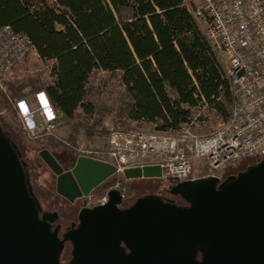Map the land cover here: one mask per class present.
Returning <instances> with one entry per match:
<instances>
[{
	"label": "water",
	"instance_id": "1",
	"mask_svg": "<svg viewBox=\"0 0 264 264\" xmlns=\"http://www.w3.org/2000/svg\"><path fill=\"white\" fill-rule=\"evenodd\" d=\"M39 156L57 176L56 193L69 201L117 173L111 164L85 157L63 173L48 151ZM122 175L160 180L161 169L128 168ZM169 193L186 206L149 196L120 211L122 198L110 191L107 204L81 211L78 228L59 241L47 224L57 215L39 218L19 152L0 133V264H60L66 241L73 247L68 264H264V160L225 179L175 183Z\"/></svg>",
	"mask_w": 264,
	"mask_h": 264
},
{
	"label": "trees",
	"instance_id": "2",
	"mask_svg": "<svg viewBox=\"0 0 264 264\" xmlns=\"http://www.w3.org/2000/svg\"><path fill=\"white\" fill-rule=\"evenodd\" d=\"M3 25L52 63L51 82L8 84L12 96L43 89L67 120L78 109L94 112L86 101L94 71L120 73L129 97L120 113L131 122L176 130L202 99L222 121L228 116V82L184 0H0Z\"/></svg>",
	"mask_w": 264,
	"mask_h": 264
},
{
	"label": "built area",
	"instance_id": "3",
	"mask_svg": "<svg viewBox=\"0 0 264 264\" xmlns=\"http://www.w3.org/2000/svg\"><path fill=\"white\" fill-rule=\"evenodd\" d=\"M184 5L222 59V74L230 89L226 120L207 136L192 133L196 124L191 119L176 130L110 132L104 149L82 157L111 164L119 173L158 166L161 179L175 183L192 180L198 165L204 166L199 178L221 179L227 165L264 160V0H184ZM31 52L35 50L25 33L15 32L10 25L0 27L1 92ZM200 107L208 109L203 99ZM13 108L31 139L53 136L59 126L58 113L44 91L14 100Z\"/></svg>",
	"mask_w": 264,
	"mask_h": 264
},
{
	"label": "rangeland",
	"instance_id": "4",
	"mask_svg": "<svg viewBox=\"0 0 264 264\" xmlns=\"http://www.w3.org/2000/svg\"><path fill=\"white\" fill-rule=\"evenodd\" d=\"M196 24L203 34L201 24L199 22H196ZM217 56L220 55L217 54ZM218 60L222 64L220 57H218ZM51 65V62L42 61L36 52H31L24 62L13 70L5 84V93L0 91V126L11 134L18 146L22 159L28 166L31 182L33 183L32 186L40 201L45 207L56 209L61 213L64 211L66 203L56 193L54 176L40 158L39 153L41 151H48L51 156L67 169L72 164L74 165L78 157H89V152L104 149L110 132L135 129L153 133L156 131V125L131 122L125 115H121L120 110L129 101V97L125 88L121 85L120 73L109 74L94 71L88 80L87 87L89 92L86 98V101L96 106L94 112L90 115H84L81 113V109H78L75 116L67 120L56 111L59 116V126L53 136L38 139L29 138L23 132L21 123L13 108L14 100L20 98L12 96L8 89V84L27 85L34 83L35 86L45 85L52 81L50 75ZM39 91H43V89ZM35 92L38 91L31 92L30 87H26L22 91L26 97H30ZM190 117L191 120H195L196 124L192 126V133L198 136L213 134L222 123V120L214 112L201 107L192 109ZM89 129H91V132H88ZM258 162V158H253L241 160L233 165H227L221 174V179L244 172ZM203 172L204 166L198 165L194 171L193 179L199 178ZM174 183L175 181L173 180L165 179L129 181L125 191L128 194V198H133V200L145 195L170 198L168 190ZM136 188H141V191L138 194L132 193L131 191H135ZM41 194H44V196L42 197ZM133 200L130 202L132 203ZM176 200L182 201L181 199ZM64 256H67L66 252Z\"/></svg>",
	"mask_w": 264,
	"mask_h": 264
},
{
	"label": "flooded vegetation",
	"instance_id": "5",
	"mask_svg": "<svg viewBox=\"0 0 264 264\" xmlns=\"http://www.w3.org/2000/svg\"><path fill=\"white\" fill-rule=\"evenodd\" d=\"M0 133L9 142V144L12 147H14V150L19 152V162L22 165L23 171L28 176V180H29V184L31 186L32 192H33V196L37 200L39 207H40L39 218H42V216H44V214L50 215V214L55 213L57 215V220L55 222L47 221V224L50 226L51 231L57 230V238L59 241H63L64 236L66 234H68L69 232L76 230L78 228V226H79V214L81 211L92 210L96 207L104 206L105 204H107L108 194L110 191L119 192V195L121 196L122 201L117 206V208L120 211H124V210L129 209L138 199H141L144 197H149V196L156 197L164 203H170V204H173L176 206H181V207L186 206V203L183 200L181 202L176 200V199H180L179 197H175V196L170 195L169 190H168V194H169L170 198L169 197H161V196H157V195H145L141 198H136L135 200H133V198L129 199L127 196L128 194L125 191V187L128 185L129 181L124 179L122 173L117 172L114 175L107 178L105 181H103L100 185H98L97 187L92 189L87 196L81 195L79 197H76L73 201H69L68 199L57 194L66 203L64 211L60 213L56 209H50L47 206L45 207L43 205V203L40 201V198L36 194L35 189L32 186L33 183L31 182L30 173L28 171V166L23 161L21 152H20L18 146L16 145V143L14 142L11 134L8 131L3 130L1 126H0ZM57 163L62 168L63 173L70 172L74 166L72 164V166L70 168L65 169L58 161H57ZM52 174L54 176L55 186H56L57 176L54 175L53 172H52ZM136 181H143V180H133V182H136ZM139 191H141V188H139V189L136 188L135 191H131V192L138 194ZM48 192H49V190H48ZM48 194H46V195L48 196ZM41 196L43 197L44 194H41ZM172 197H173V199H172ZM132 200H133V202L131 203L130 201H132ZM121 247L124 248L123 245H121ZM72 250H73V247L69 241L63 242V247H62V250H61L59 257H58L60 264H68L70 262V260L72 259ZM65 252L67 255L66 257L64 256ZM125 252L128 253V251L126 249H125Z\"/></svg>",
	"mask_w": 264,
	"mask_h": 264
},
{
	"label": "snow or ice",
	"instance_id": "6",
	"mask_svg": "<svg viewBox=\"0 0 264 264\" xmlns=\"http://www.w3.org/2000/svg\"><path fill=\"white\" fill-rule=\"evenodd\" d=\"M42 100H43V97H42Z\"/></svg>",
	"mask_w": 264,
	"mask_h": 264
}]
</instances>
